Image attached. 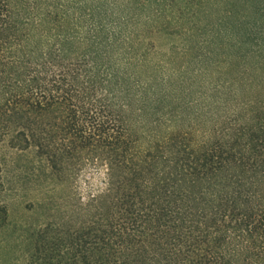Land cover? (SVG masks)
Listing matches in <instances>:
<instances>
[{
  "label": "trees",
  "instance_id": "1",
  "mask_svg": "<svg viewBox=\"0 0 264 264\" xmlns=\"http://www.w3.org/2000/svg\"><path fill=\"white\" fill-rule=\"evenodd\" d=\"M4 146L103 174L64 264H264V0H0Z\"/></svg>",
  "mask_w": 264,
  "mask_h": 264
},
{
  "label": "rangeland",
  "instance_id": "2",
  "mask_svg": "<svg viewBox=\"0 0 264 264\" xmlns=\"http://www.w3.org/2000/svg\"><path fill=\"white\" fill-rule=\"evenodd\" d=\"M43 168L31 148L0 150V200L6 207L0 221V264H64L65 252L57 255L60 246H54L56 231L63 230L72 200L100 185L101 174L94 170L81 169L71 182H59L45 176Z\"/></svg>",
  "mask_w": 264,
  "mask_h": 264
},
{
  "label": "clouds",
  "instance_id": "3",
  "mask_svg": "<svg viewBox=\"0 0 264 264\" xmlns=\"http://www.w3.org/2000/svg\"><path fill=\"white\" fill-rule=\"evenodd\" d=\"M102 177H103V174H101V178ZM91 179L94 180V179H96V177L93 176ZM90 183H91V180L86 181V186H87V184H90ZM104 183H105V188H106L107 187V181L105 180ZM86 195H87L86 193L82 194V196H81L82 202L84 201Z\"/></svg>",
  "mask_w": 264,
  "mask_h": 264
}]
</instances>
